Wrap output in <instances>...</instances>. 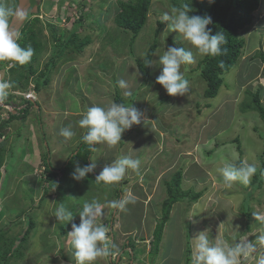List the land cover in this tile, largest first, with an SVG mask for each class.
<instances>
[{"label":"rangeland","instance_id":"1","mask_svg":"<svg viewBox=\"0 0 264 264\" xmlns=\"http://www.w3.org/2000/svg\"><path fill=\"white\" fill-rule=\"evenodd\" d=\"M38 1L41 4L39 18L42 22L52 21L59 29H66L71 27L65 18L68 12L72 11L73 18H78V13L72 9L79 0ZM83 1L87 3L85 15L94 12L101 24L113 26L112 18L118 11L117 0ZM13 3V0H4V5L10 8H14ZM165 14H175L169 6V0H152L147 24L135 40L134 56L123 45L112 46L104 33H98L97 27L85 30L83 33L91 35V43L82 56L57 65L51 74L48 89L37 95L39 112L35 105L30 106L24 119L16 118L8 123L5 129V133L9 134L6 145L13 143V151L2 169L0 210L2 216L7 217L0 219V226L8 228L10 236L20 233L24 228L23 216L20 224H12L10 220H17L16 214L20 209L28 210L30 205L34 208L30 216L35 223L22 249L25 256L15 264H76L68 233L71 223L79 224L83 203L92 199L103 205V216L98 223L109 227V220H114L110 228L112 233H109L115 245L113 251L121 245L119 253L112 256L111 261L109 255L99 258L95 264H116V257L120 254L122 256L117 264H190L193 239L204 230L208 231L213 243L223 239L234 244L235 240L246 238L248 242L256 244L257 251L246 259L242 258V264H257L264 255V241L258 239L264 235V183L254 190L250 199L253 217L250 220V232L245 233L246 219L240 211L244 185L236 183L231 189H226L217 170L224 162H236L233 158L237 155L241 160L256 166L261 163L259 155L264 149V122L256 110H243L242 106L243 102L250 101L248 89L251 93L258 91L259 100L264 105V57L257 55L264 52V3L254 11L252 27L240 31L244 39L241 57L222 74V83L216 95L209 98L204 96L206 84L199 77L197 69L198 61L204 56L184 40L182 34L169 30L166 21L158 35L160 43L153 55L149 78L145 84H141L143 79L134 57L140 55L143 58L146 47L155 36L156 20H163ZM166 32H171L178 47L193 52L195 62L181 66V71L189 81L188 93L169 96L166 103H162L160 99L166 90L156 82L162 68L159 56L169 46H173L165 36ZM42 37L46 44L38 56V71L51 49V35L44 26ZM253 54L257 56L251 58ZM121 79L128 82L127 89L119 86L118 81ZM114 84L121 94L134 92V103H143L140 108L143 118L152 119L156 115V121L149 127L145 125L139 128L137 133L133 127L125 130L116 146L94 144L95 149L91 147L92 158L96 163L93 174L98 175L102 171L97 164L107 163L106 166L122 156L139 158V171L128 169L124 179L116 185L97 181L92 173L81 181L65 179V184L60 183L59 186L62 192H57L56 187L46 196L43 195L46 181L42 158L47 151L46 143H49L50 162L57 169L63 167L68 155L82 142L86 131L79 127L78 121L90 107L107 106L113 102ZM8 93H11L9 89ZM23 96L34 99L29 92ZM8 105L12 113L24 107L19 97ZM0 106L5 108L3 101H0ZM6 117L7 112L0 111V122ZM68 125H72L71 129L75 133L71 139L59 134L60 129ZM17 130L20 132L19 137L15 136ZM235 137H238L242 153H239L236 142L232 141ZM210 149L214 151L207 155ZM77 164L84 165L82 160ZM178 168L183 172L182 187H193L194 191H202V194L193 203L178 201L173 205L170 218L163 228L158 255L153 256L149 253V242L156 221L161 216L160 202L165 196L163 181ZM31 188H34L32 194ZM128 191L135 194L136 203L128 204L124 211L113 209L111 202L121 199ZM43 196L44 199L38 205ZM59 196L65 200H56ZM60 203L73 213L72 222L64 224L55 220L54 212ZM117 223L120 229L129 234L119 232ZM62 230L65 233H61ZM127 238L132 253L127 249L124 251L128 247H124L122 241ZM132 254H136L133 260L130 257Z\"/></svg>","mask_w":264,"mask_h":264},{"label":"trees","instance_id":"2","mask_svg":"<svg viewBox=\"0 0 264 264\" xmlns=\"http://www.w3.org/2000/svg\"><path fill=\"white\" fill-rule=\"evenodd\" d=\"M13 1V7L15 8L17 0ZM263 1L264 0H214L213 3L209 4L208 0H169V6L174 13L187 4L191 9L189 15L211 16L213 23L208 25V27L212 29V34L223 32L225 35L226 43L221 45V54L218 56H204L197 64L199 77L203 79L206 84L204 90V96L206 98L216 95L219 85L222 83L221 75L228 71L241 57L244 49V39L240 36V31L251 22V11L258 8ZM0 5H4V0H0ZM86 5V2L79 0L77 6L72 9L78 13V18L74 19L72 11L68 12L65 18L66 21L70 23L71 27L59 29L52 21H41L39 18L41 4L40 1L37 0V12L27 16L24 26L18 33L17 39V43L21 47L31 46L34 49V54L31 57V60L24 65L17 64L13 61H0V70L4 71L2 81L11 82L12 84V87L9 89L12 93H8L7 98L3 100V102L9 104L19 97L20 103L25 106L16 110V113L6 111L8 117L2 119L0 122V137H2V140H0V182L3 175L2 169H4L6 161L13 151V143L6 145V143H8L9 134L5 133V129L7 128L8 123L16 118L24 119L28 114L29 107L33 104H36L38 108H40L36 102H32L30 99H27L20 94H16L14 91L23 93L31 90L39 96L41 95L42 90L48 89V85L51 81V74L57 65L62 62L73 61L82 56L85 49L91 43V35L87 32L83 33L85 30H93V28L97 27L99 30L98 33H104L105 39L108 40L112 46L123 45L127 47L128 52L134 56L135 40L140 31L147 24L152 0H117L116 5L118 11L112 18L113 26L110 25L109 27L105 24H101V20L94 12L85 15L84 10ZM90 8L93 9V5H91ZM156 23L157 27L154 29L155 36L152 43L146 47L143 58H140V55H135L136 57H134L138 71L143 79L142 85L147 82L150 75V66H146L144 61L150 60L152 63L158 42L160 43L158 35L165 24V21L160 18L156 20ZM43 26L50 32L51 49L47 60L38 71V56L46 44L42 37ZM170 34L171 32H166L165 36H167L168 41L173 46L178 47L174 36ZM257 55L262 58L264 57V52H260V54ZM257 55L253 54L250 57L254 58ZM248 93L250 101L243 102L242 109L256 110L259 113V117H261L264 122V105L259 100V92L256 91L251 93L248 89ZM134 95V93L123 95L119 88L115 84L113 85V100L116 103H121L125 106H130L132 104L134 106ZM169 96L170 95L166 92L161 97L160 102L166 103ZM127 101L130 103L127 104ZM0 111H3L2 107H0ZM15 136H20L19 130H17ZM81 141L82 142L79 144L78 148L75 151L73 149L70 155H68V160L63 167H58V169L49 160V143H46L45 146L47 151L44 152L42 158L43 174L45 175L44 181H46L43 195L46 196L50 193L52 188L56 187L58 188L57 192H62L61 189H59L60 183L65 184V179H72L70 174L74 171L79 160H82L84 165L90 163L89 156L92 154L91 146L86 144L83 140ZM232 141L236 142L239 153H242L238 137H235ZM213 151L214 149L208 150L207 155L212 154ZM263 155L264 149L262 154L259 155L261 163L256 166L257 171L251 178V183L248 186H243V190H245L240 205V211H242L241 214L245 216L246 219L245 228L243 229V232L245 233L250 232V220L253 217L251 214L253 207L250 206V199L253 197L252 194L254 193V190L262 187L264 183ZM74 157L77 159L74 160ZM240 160L241 159L239 158L236 163H239ZM182 173V169L178 168L173 174H171V176L163 181L165 196L160 202L161 216L156 221L149 242V253H152L153 256L158 255L163 228L167 220L170 218L173 205L178 201L193 203L202 194V191H194L192 189L193 187L187 189L182 187ZM67 175L69 177H67ZM56 178L58 179L56 180ZM246 190H250V192L246 193L248 192ZM33 191L34 188H31L30 193L32 194ZM45 196L41 198L38 205ZM59 199L62 201L65 200L61 196L56 198V200ZM33 209L34 208L31 205L28 210L20 209L16 214V217H18L17 220H10L12 224H20L23 220L24 228L20 233L10 236L8 234V228L0 226V264H15L16 261L23 260L25 256L22 250L24 248V243L35 225L30 216V212ZM2 215L3 212L0 210V219H2ZM5 216L7 217V215ZM21 216H23L22 220L20 219ZM110 232L112 233L111 230ZM61 233H65V230H62ZM227 237L230 238L229 236ZM126 245L129 246L130 241L129 244H125L124 247ZM189 251L190 250L188 249V252ZM138 253L139 252H137V254ZM135 255L136 254H132V257L135 258ZM189 256L191 258V253H189Z\"/></svg>","mask_w":264,"mask_h":264},{"label":"clouds","instance_id":"3","mask_svg":"<svg viewBox=\"0 0 264 264\" xmlns=\"http://www.w3.org/2000/svg\"><path fill=\"white\" fill-rule=\"evenodd\" d=\"M213 2L214 0H208L209 4ZM262 3H260L258 8L262 6ZM258 8L251 11L252 20L245 26L247 29L252 27L255 16L254 11ZM190 11L191 9L185 4L175 14H165L163 21L168 22L169 30H174L182 34L184 40L188 41L201 56L220 55L222 51L221 45L226 43L224 33L216 32L212 34V29L208 27V25L213 23L211 16L189 15ZM15 17H19L22 20L26 17V11L0 5V61H13L17 64L24 65L31 60L34 49L31 46L21 47L17 43L18 32L11 24V18ZM194 62L195 57L192 51L186 50L183 47L169 46L163 55L159 56V64L162 68L160 74L156 77V82L170 96L186 95L189 91V81L181 71V66ZM144 63L146 66L151 65L150 60H145ZM3 72V70H0V101L7 98L8 89L12 87L11 82L2 81ZM118 84L124 89L129 87L128 82L123 79L118 81ZM14 92L22 96L28 92L32 93L34 99L31 101L39 105L37 95L33 91L29 90L23 93L18 91ZM131 93L134 92H126L125 95H130ZM4 105L5 108L0 106L3 108V111L12 113L10 111L11 109H8L9 105L6 103ZM33 105H35L39 112L40 108L36 104ZM142 106L143 103H138L137 105L134 103V106L132 104L125 106L113 100L107 106L90 107L78 121L79 127L86 129L82 137L83 141L91 146L93 150L95 149L93 147L94 144L116 146L121 141L122 133L125 130L133 127L137 133L139 128L145 127V125L149 127L154 123V120L156 121V115L155 117L152 116V119L150 117L144 119L143 113L140 110ZM68 114L74 115L73 113H66L65 115ZM72 125L62 127L59 134L65 139H71L75 135L71 129ZM163 126L165 127V125ZM89 160L91 162L86 165L80 166L77 164L75 166L74 171L70 174L73 180L81 181L88 174L94 172L96 168L95 159L89 156ZM233 160H239L238 155ZM140 165L141 160L139 158L134 159L128 156H122L115 159L111 164L99 166V169L102 171L98 175L95 173L93 175L96 176L97 181L107 185H116L124 179L128 169L138 172ZM217 170L222 176L224 187L231 189L236 183L248 186L251 183V178L257 171V167L255 164H251L246 160H240L239 163L224 162ZM136 201L137 197L135 194L128 191L121 199L112 201L110 206L113 209L124 211L128 204H134ZM253 215L255 216L256 214ZM102 216L103 205L96 199H92L91 201H85L83 203L82 210L79 212V224L71 223V231L68 235L70 236L76 264H95L99 258L112 254L115 245L111 242L109 233L114 220L109 221L110 225L108 227L107 225L98 223V220ZM54 217L55 220L62 221L64 224L73 221V213L63 203H60L56 207ZM258 239L264 241V235H261ZM193 242L190 264H242V258L246 259L257 251L256 244L248 242L246 238L242 241L237 239L234 244H229L223 239L213 243L209 238L207 230L201 231L193 239ZM125 249L129 251L131 247L124 248V251ZM121 256V254L117 255L116 259H118L116 264ZM130 257L131 260L134 259L131 255ZM257 264H264V255L258 259Z\"/></svg>","mask_w":264,"mask_h":264},{"label":"water","instance_id":"4","mask_svg":"<svg viewBox=\"0 0 264 264\" xmlns=\"http://www.w3.org/2000/svg\"><path fill=\"white\" fill-rule=\"evenodd\" d=\"M15 8H19L21 10L26 11V17L23 18L22 20L19 17L11 18L12 27L16 29L17 32L19 33V31L25 24L27 16L29 14H34L37 12L38 10L37 1L36 0H17V5L15 6Z\"/></svg>","mask_w":264,"mask_h":264},{"label":"crops","instance_id":"5","mask_svg":"<svg viewBox=\"0 0 264 264\" xmlns=\"http://www.w3.org/2000/svg\"><path fill=\"white\" fill-rule=\"evenodd\" d=\"M92 154H93V153H92ZM92 154H91V157H92ZM105 164H107V163H104V164H101V163H100V164H98V166H104ZM98 174H99V173H98ZM117 228H119L118 223H117ZM118 231L121 232V233L124 234V235H126V234L128 235V234H129L128 231L122 230V229H120V228L118 229ZM229 237H230V236H229ZM227 238H228V237H227ZM125 242L128 244V243H129V240L126 239V240H123V241H122L123 244H124ZM120 247H121V245L118 246V247L115 249V251H113V253L109 256V260H111V257H112V256H114V255L116 256V254L119 253V251H120ZM126 247H127V246H126ZM129 248H130V247H129ZM117 252H118V253H117ZM104 262H105V261H104ZM100 263H101V261H100ZM102 263H103V262H102ZM104 264H107V263L105 262Z\"/></svg>","mask_w":264,"mask_h":264},{"label":"bare ground","instance_id":"6","mask_svg":"<svg viewBox=\"0 0 264 264\" xmlns=\"http://www.w3.org/2000/svg\"><path fill=\"white\" fill-rule=\"evenodd\" d=\"M128 239V238H127ZM125 244H127V243H125ZM129 244V243H128ZM128 248L130 247V245L128 246V245H126ZM131 253H132V250H129ZM112 258V257H111ZM109 261H111V260H109ZM117 261V260H116Z\"/></svg>","mask_w":264,"mask_h":264}]
</instances>
